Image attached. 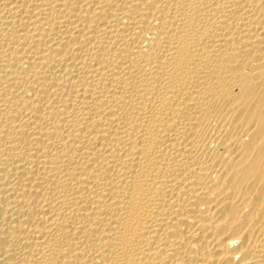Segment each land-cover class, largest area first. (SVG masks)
Masks as SVG:
<instances>
[{
  "label": "bare ground",
  "instance_id": "6f19581e",
  "mask_svg": "<svg viewBox=\"0 0 264 264\" xmlns=\"http://www.w3.org/2000/svg\"><path fill=\"white\" fill-rule=\"evenodd\" d=\"M0 264H264V0H0Z\"/></svg>",
  "mask_w": 264,
  "mask_h": 264
}]
</instances>
